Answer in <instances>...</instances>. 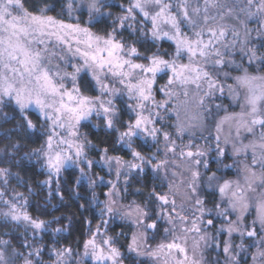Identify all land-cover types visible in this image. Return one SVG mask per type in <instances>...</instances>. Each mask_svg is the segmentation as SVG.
I'll list each match as a JSON object with an SVG mask.
<instances>
[{
    "label": "snow or ice",
    "instance_id": "snow-or-ice-1",
    "mask_svg": "<svg viewBox=\"0 0 264 264\" xmlns=\"http://www.w3.org/2000/svg\"><path fill=\"white\" fill-rule=\"evenodd\" d=\"M0 264H264V0H0Z\"/></svg>",
    "mask_w": 264,
    "mask_h": 264
},
{
    "label": "trees",
    "instance_id": "trees-1",
    "mask_svg": "<svg viewBox=\"0 0 264 264\" xmlns=\"http://www.w3.org/2000/svg\"><path fill=\"white\" fill-rule=\"evenodd\" d=\"M37 179H42V177H37ZM71 211L74 212L75 208H72ZM59 214L60 213H57V215H59ZM117 230H119V229H117ZM78 239H80V231L79 230H74L72 232L71 237L69 238V242H73V241H76Z\"/></svg>",
    "mask_w": 264,
    "mask_h": 264
}]
</instances>
